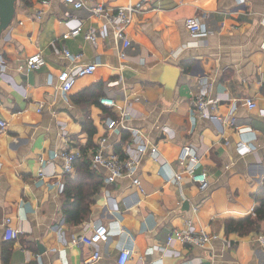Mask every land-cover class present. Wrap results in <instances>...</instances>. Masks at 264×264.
Segmentation results:
<instances>
[{
    "label": "crops",
    "instance_id": "1",
    "mask_svg": "<svg viewBox=\"0 0 264 264\" xmlns=\"http://www.w3.org/2000/svg\"><path fill=\"white\" fill-rule=\"evenodd\" d=\"M82 1L84 7L74 9L61 0H14L12 20L0 32L6 65L0 68V122L7 123L0 127V264H118L122 249L131 251L127 264H264V221L245 236L226 232L227 220L255 218L261 206L255 195L264 186V0H151L128 27L132 46L125 59L112 30L96 44L83 33L103 25L92 15L94 6L114 11L144 0ZM189 18L209 33L191 35ZM75 27L82 34L66 38ZM65 49L83 57H67ZM34 55L46 64L19 71ZM88 64L97 65L95 73L78 78L68 93L58 90L62 71ZM174 68L180 73L171 74ZM200 82L219 101L212 119L192 106V88ZM105 96L130 113L116 131L105 121L122 113L103 106ZM247 99L257 107L249 109ZM85 125L96 128L92 140ZM103 137L107 153L125 157L127 146L147 143L158 155L142 157L143 191L127 176L107 184L108 170L91 165L102 179L92 213L69 223L63 213L66 173L53 153L86 150L90 161ZM184 144L201 159L205 187L187 177L182 188L171 182L182 169ZM7 219L20 231L12 241L5 239ZM96 221L110 235L96 246L79 243ZM175 229L204 230L213 238L203 247L168 245ZM95 250L100 256L89 262Z\"/></svg>",
    "mask_w": 264,
    "mask_h": 264
},
{
    "label": "built area",
    "instance_id": "2",
    "mask_svg": "<svg viewBox=\"0 0 264 264\" xmlns=\"http://www.w3.org/2000/svg\"><path fill=\"white\" fill-rule=\"evenodd\" d=\"M48 1V0H47ZM64 4L73 6L74 9H81L84 7L82 0H61ZM151 0H144L135 5H128L126 7L118 8L114 11L107 9L104 5H96L92 8V15L103 21V25L99 28H91L83 33L84 38L96 44L97 38L101 35L102 37H107L109 30H112L113 36L119 47V55L122 59L127 57V51L132 46V41L128 35V27L132 22L135 21L136 17L142 12L145 3ZM244 3V0H240ZM186 26L189 29L191 35L194 37H202L209 33V28L200 23L196 18L186 19ZM82 34L81 27H75L66 38L78 37ZM67 57H72L73 59H81L83 54H72L68 49L64 50ZM46 64L45 59L41 55H34L26 59V61L19 66V71H31L43 67ZM5 62L0 58V68H5ZM97 70L96 64H88L86 66L77 67L75 69H65L58 76V90L63 93H68L72 90L75 82L78 78L95 73ZM206 83H197L192 88L193 99L192 106L194 111L202 118L212 119L214 118L215 112L218 110L219 101L212 99L208 96L206 91H203V87ZM109 86V85H108ZM100 103L108 109L119 108L121 110V118L108 117L105 121L107 130L116 131L123 125L124 120L130 116V113L121 107H119L116 101L108 96L100 99ZM245 104L249 109H255L257 104L255 101L250 99L245 100ZM42 106L39 107L41 110ZM236 107H233V111ZM237 121L233 118L230 125L236 127ZM7 126L5 121L0 122L1 130H4ZM132 136L138 137L139 131L130 130ZM66 142H69V138L65 135ZM108 143V138L103 137L100 140V147L89 154V159L92 167L94 168H104L109 172V177L106 179V183H112L116 179L122 178L124 176L133 179V184L143 191L142 177L138 172L139 165L141 164L142 157L150 152L153 157L158 155L156 147L149 148L147 143H141L138 145L137 149H133L130 145L127 146L125 153L127 156L123 157L122 154L112 152L107 153L106 145ZM245 145L239 147V151H242ZM83 155L81 152H74L67 149L55 151L53 153L54 159H60L63 162L64 173L72 174L75 172V161L81 158ZM41 163H44L45 159L43 157L39 158ZM178 163L182 167L181 171L176 173L171 182L180 188L183 187V179L187 177L190 183L197 185L199 187H205L208 184V174L206 171L201 170V159L198 157L196 151L189 144H184L181 147ZM40 177H44V172L40 171ZM10 219L6 221V231L5 239L12 241L17 239L20 235V231L14 229L10 225ZM110 235L108 227L104 222L96 221L88 233L82 235L78 242L85 244L87 246H96L101 241L105 240ZM212 236L206 233L204 230L200 233H195L194 231L185 229L173 230L168 237V245L174 243L175 241H181L185 244L205 246L212 240ZM131 251L129 249H122L119 252L118 264H127L131 258ZM100 256V251H93L89 262L91 260L97 259Z\"/></svg>",
    "mask_w": 264,
    "mask_h": 264
},
{
    "label": "trees",
    "instance_id": "3",
    "mask_svg": "<svg viewBox=\"0 0 264 264\" xmlns=\"http://www.w3.org/2000/svg\"><path fill=\"white\" fill-rule=\"evenodd\" d=\"M88 125H85L84 129L92 140L96 134V128L93 125L89 128ZM85 153L86 150H83V156L75 161V178L71 174H65L63 213L67 222L72 224L81 223L92 213L94 196L102 185L101 177L91 169V163ZM255 198L261 204L255 212L256 217L227 220V233L237 232L240 236H245L260 229V223L264 221V186L256 193Z\"/></svg>",
    "mask_w": 264,
    "mask_h": 264
},
{
    "label": "water",
    "instance_id": "4",
    "mask_svg": "<svg viewBox=\"0 0 264 264\" xmlns=\"http://www.w3.org/2000/svg\"><path fill=\"white\" fill-rule=\"evenodd\" d=\"M14 3V0H0V6H4V8H6L5 10H0V32H2L5 28L8 27V25L10 24L12 17H13V13H14V8L12 7ZM6 5V7H5ZM165 70H169L170 67H168V65H162ZM161 68V67H160ZM171 74L176 73H180L179 69H170Z\"/></svg>",
    "mask_w": 264,
    "mask_h": 264
},
{
    "label": "rangeland",
    "instance_id": "5",
    "mask_svg": "<svg viewBox=\"0 0 264 264\" xmlns=\"http://www.w3.org/2000/svg\"><path fill=\"white\" fill-rule=\"evenodd\" d=\"M103 130H104V127L102 126Z\"/></svg>",
    "mask_w": 264,
    "mask_h": 264
}]
</instances>
